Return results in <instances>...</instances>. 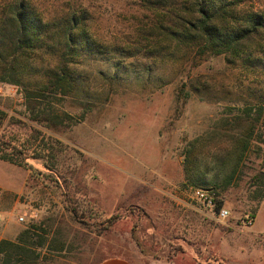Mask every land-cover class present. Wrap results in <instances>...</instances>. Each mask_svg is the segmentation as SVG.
Listing matches in <instances>:
<instances>
[{
    "label": "rangeland",
    "instance_id": "374dc122",
    "mask_svg": "<svg viewBox=\"0 0 264 264\" xmlns=\"http://www.w3.org/2000/svg\"><path fill=\"white\" fill-rule=\"evenodd\" d=\"M13 1L0 0V26ZM30 1L48 17L85 3L92 43L69 57L77 81L52 102V122L30 120L21 87L0 83L5 138L33 141L34 129L41 131L26 167L0 160V240L40 223L57 239L37 264H97L113 255L135 264H264V120L230 187L214 184L248 132L242 109L256 117L264 106V29L238 54L215 55L155 29L150 0ZM224 3L229 26L264 15V0ZM40 57L36 75L60 60L51 51ZM190 152L197 155L191 173L206 170L229 209L226 223L193 208L185 184ZM113 214L121 218L102 228Z\"/></svg>",
    "mask_w": 264,
    "mask_h": 264
},
{
    "label": "trees",
    "instance_id": "16d2710c",
    "mask_svg": "<svg viewBox=\"0 0 264 264\" xmlns=\"http://www.w3.org/2000/svg\"><path fill=\"white\" fill-rule=\"evenodd\" d=\"M223 1L193 0L190 4L181 0L180 4L177 0L172 5L169 0H150L155 15L154 28L163 29L164 35L172 41L194 43L203 51L210 50L215 55L225 52L236 55L253 33L264 29V15L252 13L240 25L229 26L226 6L230 4H223ZM5 9L9 12L6 24L0 26V83L21 87L30 120L39 124L52 122L58 117L53 111L52 102L75 88L77 80L69 57L89 48L92 43L89 26L94 17L83 2H73L51 17L44 11H38L30 0H15ZM49 51L58 54L59 62L44 71L41 68L40 74H33L31 68L35 66L36 59ZM258 109L255 111L258 112L256 117H251L254 109H242L241 115L249 123L248 132L238 141L231 158L233 165L223 181L214 180L216 187L223 190L230 187L243 156L250 148L258 122L264 120V106ZM7 116V112L0 108V160L26 167L29 157L37 155L39 146L35 145V141L41 131L34 129L37 134H34L33 141L16 137L6 139L1 127ZM52 127L47 125V128ZM262 135L260 133V140H264ZM193 155L190 152L187 159L186 178L190 183H185L187 189L211 188L209 186L213 180L207 178L206 170L196 169V176L194 172L191 173L197 159V155ZM50 157L47 155V158ZM216 205L217 209L222 206L217 198ZM72 212L74 216L78 215L76 209ZM120 218L119 214L103 218L102 228L109 229ZM56 239V236L50 237L42 224H29L15 240H0V264H37L41 249L45 246L50 249Z\"/></svg>",
    "mask_w": 264,
    "mask_h": 264
},
{
    "label": "built area",
    "instance_id": "2783aa9c",
    "mask_svg": "<svg viewBox=\"0 0 264 264\" xmlns=\"http://www.w3.org/2000/svg\"><path fill=\"white\" fill-rule=\"evenodd\" d=\"M191 199L196 203L193 208L203 215L215 219L217 222L226 223L230 216V211L225 206L217 209L216 197L212 188H194L191 190ZM20 221H25L24 216H20ZM249 223L252 219H247Z\"/></svg>",
    "mask_w": 264,
    "mask_h": 264
},
{
    "label": "crops",
    "instance_id": "0c3cea01",
    "mask_svg": "<svg viewBox=\"0 0 264 264\" xmlns=\"http://www.w3.org/2000/svg\"><path fill=\"white\" fill-rule=\"evenodd\" d=\"M97 264H135V263L128 257L113 255L101 259Z\"/></svg>",
    "mask_w": 264,
    "mask_h": 264
}]
</instances>
